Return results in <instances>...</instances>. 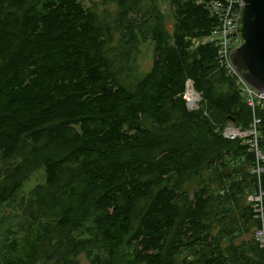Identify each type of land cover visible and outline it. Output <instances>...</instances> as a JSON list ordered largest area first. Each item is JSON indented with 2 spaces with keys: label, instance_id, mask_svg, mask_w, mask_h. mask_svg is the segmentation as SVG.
<instances>
[{
  "label": "trees",
  "instance_id": "16d2710c",
  "mask_svg": "<svg viewBox=\"0 0 264 264\" xmlns=\"http://www.w3.org/2000/svg\"><path fill=\"white\" fill-rule=\"evenodd\" d=\"M209 3L0 0V264H264V173L222 134L252 111L192 46Z\"/></svg>",
  "mask_w": 264,
  "mask_h": 264
},
{
  "label": "built area",
  "instance_id": "2783aa9c",
  "mask_svg": "<svg viewBox=\"0 0 264 264\" xmlns=\"http://www.w3.org/2000/svg\"><path fill=\"white\" fill-rule=\"evenodd\" d=\"M242 5V0H210V11L218 18L219 25L210 35L202 37L200 40H194L193 43L199 46L208 43L215 46L219 65L226 70L227 75L236 81L242 97L252 111V123L248 131H242L236 128L234 124H229L222 134L230 140L244 139V143L248 144L251 150L255 152L256 168L254 171L260 178L264 173V152L259 147L260 132L258 127L260 120L257 117V110L259 108L264 109V92L251 86L237 71L230 59V53L239 45L236 30ZM192 89L193 85L189 81L186 92L192 97L189 100L187 99L190 107L195 106L193 94H197ZM250 200L254 202L256 217L260 220V225L255 230V238L259 242L260 247L264 249V188L261 185L259 193L256 196H251Z\"/></svg>",
  "mask_w": 264,
  "mask_h": 264
},
{
  "label": "water",
  "instance_id": "95a60500",
  "mask_svg": "<svg viewBox=\"0 0 264 264\" xmlns=\"http://www.w3.org/2000/svg\"><path fill=\"white\" fill-rule=\"evenodd\" d=\"M242 2L236 30L239 45L230 59L251 86L264 92V0Z\"/></svg>",
  "mask_w": 264,
  "mask_h": 264
},
{
  "label": "rangeland",
  "instance_id": "374dc122",
  "mask_svg": "<svg viewBox=\"0 0 264 264\" xmlns=\"http://www.w3.org/2000/svg\"><path fill=\"white\" fill-rule=\"evenodd\" d=\"M111 9H113L114 8V6H111L110 7ZM194 40H200V38H194V39H192V46L195 48V47H197V46H199V45H196L195 43H193V41ZM144 47V46H143ZM192 47V48H193ZM151 58H152V53H151V49L149 48V47H144L143 48V53H142V55L140 56V58H139V62H140V64H141V67H142V69L143 70H146V69H148L149 67H150V65H151ZM191 85H192V83H191ZM193 91H194V89H192ZM195 92V91H194ZM197 93V92H196ZM186 96H187V98H186ZM193 96H194V98H195V102H194V104H195V106L194 107H192V110L193 109H197V107H198V103H199V101H200V99H199V96L200 95H197V94H193ZM197 97H198V99H197ZM189 98L191 99L192 97H191V95H189V94H187V92L185 93V99L187 100H189ZM187 100V104H188V101ZM189 107V106H188ZM229 124H233V123H229ZM228 124V125H229ZM227 125V126H228ZM226 126V127H227ZM225 127V128H226ZM224 128V129H225ZM250 129V128H249ZM248 129V130H249ZM35 182H36V180H33L31 183H29L28 184V186L25 188V190L27 191L31 186H33L34 184H35ZM254 236H255V231H254ZM81 264H89L88 263V261H86L83 257H82V259H81Z\"/></svg>",
  "mask_w": 264,
  "mask_h": 264
},
{
  "label": "bare ground",
  "instance_id": "6f19581e",
  "mask_svg": "<svg viewBox=\"0 0 264 264\" xmlns=\"http://www.w3.org/2000/svg\"><path fill=\"white\" fill-rule=\"evenodd\" d=\"M246 132V131H245Z\"/></svg>",
  "mask_w": 264,
  "mask_h": 264
}]
</instances>
